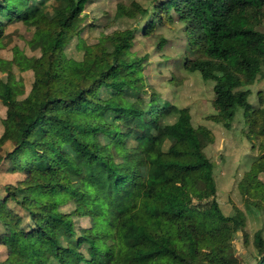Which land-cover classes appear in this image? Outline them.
Listing matches in <instances>:
<instances>
[{
	"label": "trees",
	"instance_id": "1",
	"mask_svg": "<svg viewBox=\"0 0 264 264\" xmlns=\"http://www.w3.org/2000/svg\"><path fill=\"white\" fill-rule=\"evenodd\" d=\"M90 1L0 0V47L4 26L20 21L33 29L28 44L41 53L28 56L20 49L34 72L23 99L10 68L14 61L0 58L7 72L0 100L20 126L12 150L4 152L13 139L6 124L0 137V161L19 175L0 186L3 264H81L79 257L82 264H244L235 243L246 215L239 208L233 215L223 212L215 163L189 108L148 98L134 57L113 39L112 51L86 49L80 66H62L60 55L84 24ZM116 16L134 18V32L145 34L167 21L182 22L191 52L197 51L194 58L185 56L184 66L216 81L217 120L230 127L234 108L221 101L230 90L253 83L264 64L246 46L250 41L264 48V0H150L148 6L142 0L118 4ZM129 35L122 34L124 42ZM225 46L242 58L237 68L220 56ZM114 86L127 96L103 91ZM128 139L135 144L125 146ZM252 167L246 189L257 193L260 202L252 205L264 211V184L254 178L264 170V156ZM54 193L68 196L75 206L71 215L89 217L91 226L76 228L59 200L43 198ZM104 235L112 251L95 244ZM45 245L53 250L48 257L40 252ZM252 245L255 264H264L260 231Z\"/></svg>",
	"mask_w": 264,
	"mask_h": 264
},
{
	"label": "rangeland",
	"instance_id": "2",
	"mask_svg": "<svg viewBox=\"0 0 264 264\" xmlns=\"http://www.w3.org/2000/svg\"><path fill=\"white\" fill-rule=\"evenodd\" d=\"M138 1L142 0H91L85 8V22L73 33L67 48L60 55V62L64 68L80 66L86 49L101 48L112 51L113 39L124 47L127 55L134 57L136 75L143 79L148 98L156 99L157 105L165 102L189 108L201 145L209 159L215 163L216 198L223 212L233 215L239 208L246 215L244 231L237 235L235 243L237 253L244 264H255L256 251L252 241L256 232L260 231L264 235V211L252 205L253 202H260V199L257 193L246 189V186L252 179L249 173L253 164L264 156V102L260 101V96L264 97V64L253 83L230 90L221 101L222 106L230 104L235 111L229 127L224 121L217 120L220 115L216 105V81L205 80L200 72H191L184 66L185 56L194 58L197 51L191 52L188 45L189 36L185 33V25L182 22L167 21L145 34L143 31L134 32L137 24L134 18L116 16L118 4L124 3L131 7ZM145 3L148 6L150 0H145ZM260 29L264 31V21ZM122 34H130V40L124 42ZM3 35L4 46L0 47V58L14 61L15 64L10 68L18 84V98L23 99L31 91L34 80V72L23 55L39 56L41 53L39 50H33L28 44L33 36V29L27 24L20 21L11 22L4 26ZM16 46L18 49L14 51ZM246 46L251 52L260 53L264 58V48L259 49L255 42L250 41L246 42ZM219 54L234 68L243 61L229 46L220 48ZM1 79L6 81L7 72L0 68ZM3 87L0 84V90ZM103 91L127 96V91H121L120 86L104 88ZM168 122V119L162 121L165 130L171 132L172 128ZM139 123L141 124L140 120ZM4 124L11 130L13 138L5 145L4 152H7L17 144L20 126L8 117L7 109L0 100V137ZM128 141L125 146L131 147L135 144L132 139ZM8 166L4 161H0V186L15 182L19 178L18 174L7 171ZM131 168L135 169L136 163H132ZM254 178L257 183L264 184V170L256 173ZM43 198L59 200L76 228L91 226L89 217L71 215L75 206L68 196L54 193L43 195ZM18 211L25 216L24 212L19 209ZM243 233L248 236L247 244ZM109 239L108 235H104L103 240H98L95 244L112 251L114 245L112 248L106 247ZM52 251L48 245L40 248L45 257L51 255ZM82 251L87 255V245ZM6 257V248L0 244V264L4 263ZM78 259L81 264L84 263L80 257Z\"/></svg>",
	"mask_w": 264,
	"mask_h": 264
}]
</instances>
